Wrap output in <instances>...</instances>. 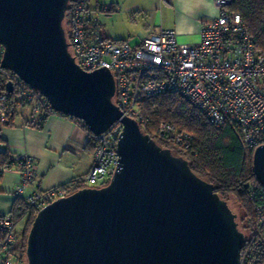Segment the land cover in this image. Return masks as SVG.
Instances as JSON below:
<instances>
[{
	"label": "water",
	"instance_id": "1",
	"mask_svg": "<svg viewBox=\"0 0 264 264\" xmlns=\"http://www.w3.org/2000/svg\"><path fill=\"white\" fill-rule=\"evenodd\" d=\"M71 1L0 0L1 68L94 135L121 123V167L107 186L79 190L36 215L27 264H239L246 236L228 202L123 116L110 71L76 64L64 28ZM13 89L8 82L5 91ZM252 162L264 187V146Z\"/></svg>",
	"mask_w": 264,
	"mask_h": 264
},
{
	"label": "built area",
	"instance_id": "2",
	"mask_svg": "<svg viewBox=\"0 0 264 264\" xmlns=\"http://www.w3.org/2000/svg\"><path fill=\"white\" fill-rule=\"evenodd\" d=\"M71 2L69 51L83 71L106 69L112 73L116 83L114 103L124 117L142 127L146 122L142 112L145 98L178 94L201 111L216 129L232 128L245 153L264 146V51L242 17L230 10L234 0H214L218 16L202 25L199 45H180L176 31L161 29L137 47L104 40L90 0ZM4 53L0 44V75L12 82L14 89L11 94L0 92V138L12 99L32 107L35 123L57 114L44 96L1 68ZM122 131L118 122L101 135L87 134L93 165L75 184L84 189H99L110 183L121 167L118 142ZM156 136L186 153L194 151L193 137L172 124H160ZM11 172L20 177L13 195L23 202L28 213L37 215L72 194L65 187L40 190L38 163L29 155L13 156L0 167V177ZM31 187L34 190L29 192ZM20 242L14 214L0 213V264L27 262L20 256ZM263 259L264 208H260L253 236L246 239L239 264H261Z\"/></svg>",
	"mask_w": 264,
	"mask_h": 264
},
{
	"label": "crops",
	"instance_id": "3",
	"mask_svg": "<svg viewBox=\"0 0 264 264\" xmlns=\"http://www.w3.org/2000/svg\"><path fill=\"white\" fill-rule=\"evenodd\" d=\"M90 2L95 10L101 37L104 40L127 42L133 47L139 46L144 39L161 29L176 31L180 45H199L202 25L218 16L214 0ZM34 117L32 107L19 108L13 127L2 131L0 153L7 152L10 158L18 155L33 157L38 163L37 183L42 191L70 186L86 176L93 165L87 132L60 114L46 118L41 127L35 125ZM19 182V175L13 172L0 177V213H13L19 205L13 195ZM33 190L34 187H31L29 192ZM27 217L22 226L24 231Z\"/></svg>",
	"mask_w": 264,
	"mask_h": 264
},
{
	"label": "trees",
	"instance_id": "4",
	"mask_svg": "<svg viewBox=\"0 0 264 264\" xmlns=\"http://www.w3.org/2000/svg\"><path fill=\"white\" fill-rule=\"evenodd\" d=\"M71 10L72 2L69 4L64 21L67 37ZM230 10L242 17L256 44L264 51V0H234ZM7 84L8 80L0 75V92L5 91ZM22 106L26 105L16 103L12 99L9 119L3 129L13 127L18 117V110ZM142 112L146 122L141 129L145 134L155 140L160 147L170 149L173 155L188 161L192 172L212 184L221 199L228 202L230 198H234L238 202L245 214L244 221L246 220L250 228L248 234L243 233L247 240L251 239L258 220V209L264 208V187L258 183L253 171L254 151L245 153L241 141L232 128L216 129L201 111L178 94L145 98ZM67 118L76 122L87 134H91L83 122L72 117ZM43 122L35 125L41 127ZM162 123L172 124L178 130L190 134L194 140L193 153H186L176 146L159 140L156 133ZM88 148L93 152L90 145ZM9 162V154L0 153V167ZM62 187L68 189L70 194L84 189L78 184ZM13 214L18 224L29 216L24 231V239L27 240V233L32 227L36 214L28 213L21 201ZM261 264H264V259Z\"/></svg>",
	"mask_w": 264,
	"mask_h": 264
},
{
	"label": "rangeland",
	"instance_id": "5",
	"mask_svg": "<svg viewBox=\"0 0 264 264\" xmlns=\"http://www.w3.org/2000/svg\"><path fill=\"white\" fill-rule=\"evenodd\" d=\"M228 203H229L232 211L237 215V222L239 224L240 231L244 232L245 234H248L250 231V228H249V225L245 222L246 220L244 221L245 214L242 211L241 207L239 206L238 202L234 198H230L228 200ZM24 222H25V220H23L20 223V225L18 226V233H19V237H20L21 242H22L23 253H24V255H26L27 240L24 239V234H23L24 230L22 228V226L24 225ZM29 232H30V230H29ZM29 232L27 233V239H28ZM25 264H27V262H25Z\"/></svg>",
	"mask_w": 264,
	"mask_h": 264
},
{
	"label": "flooded vegetation",
	"instance_id": "6",
	"mask_svg": "<svg viewBox=\"0 0 264 264\" xmlns=\"http://www.w3.org/2000/svg\"><path fill=\"white\" fill-rule=\"evenodd\" d=\"M19 250H20V256L22 257V260L25 262V260H26L25 259V256L26 255H24V253H23L22 242H20V248H19Z\"/></svg>",
	"mask_w": 264,
	"mask_h": 264
}]
</instances>
